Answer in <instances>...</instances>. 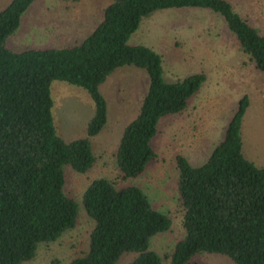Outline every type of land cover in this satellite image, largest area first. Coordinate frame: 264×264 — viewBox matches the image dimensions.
<instances>
[{
    "label": "trees",
    "instance_id": "trees-1",
    "mask_svg": "<svg viewBox=\"0 0 264 264\" xmlns=\"http://www.w3.org/2000/svg\"><path fill=\"white\" fill-rule=\"evenodd\" d=\"M34 1L10 0L0 10V264L32 259L39 242L54 241L75 226L77 203L64 192L63 165L82 173L93 167L91 139L106 124L108 113L100 84L125 65L144 69L148 87L114 151L116 179L95 178L82 194L94 224L88 248L66 264H115L127 251L137 252L129 264H199L194 256L201 251L225 254L236 264H264V166L242 151L246 94L204 163L175 156L184 236L170 252L159 255L149 249L151 236L169 229L170 217L156 210L139 187L121 184L158 158L151 141L160 119L182 113L206 80L198 71L166 81L161 55L142 43H128L141 19L169 7L208 8L223 17L260 71L264 34L227 0H111L101 21L81 41L13 50L7 38ZM53 80L82 87L92 99L85 136L65 141L56 132Z\"/></svg>",
    "mask_w": 264,
    "mask_h": 264
},
{
    "label": "rangeland",
    "instance_id": "rangeland-1",
    "mask_svg": "<svg viewBox=\"0 0 264 264\" xmlns=\"http://www.w3.org/2000/svg\"><path fill=\"white\" fill-rule=\"evenodd\" d=\"M9 1L0 0V10ZM110 1L35 0L23 14L18 30L7 38V45L13 50H21L72 44L71 40L65 41V36L64 39L57 37L72 26L61 21L59 25L54 24L55 28L59 26L56 31L48 19L57 16L62 20L71 16L82 20L88 8L93 9L98 18ZM227 1L264 34V0ZM83 37L77 34L74 40L79 42ZM128 43H142L158 52L166 81L198 71L206 75L205 82L190 97L182 113L160 119L158 132L151 141L158 158L149 161L139 176L121 183L139 187L156 210L170 217L169 229L155 233L149 241V249L163 255L184 236L175 156L184 155L194 165L204 163L214 146L223 139L225 127L244 94L248 96L249 104L241 123L242 151L247 159L264 166V71L254 68L223 17L208 8L155 10L141 19ZM147 87L145 70L132 65L116 68L100 84L108 113L106 124L91 139L95 163L85 173L63 165L64 192L77 203L76 224L54 241L39 242L35 256L21 264H66L88 248V235L94 220L82 205V194L95 178L116 179L118 169L114 151L125 124L137 113ZM50 93L56 132L65 141L85 136L86 124L94 111L86 90L53 80ZM136 255L135 251L124 252L115 264H129ZM194 259L199 264H236L225 254L206 251L198 252ZM162 263L167 264V260Z\"/></svg>",
    "mask_w": 264,
    "mask_h": 264
},
{
    "label": "crops",
    "instance_id": "crops-1",
    "mask_svg": "<svg viewBox=\"0 0 264 264\" xmlns=\"http://www.w3.org/2000/svg\"><path fill=\"white\" fill-rule=\"evenodd\" d=\"M102 13L103 12L101 11V15H100L101 17H102ZM97 15L94 13L93 9L91 10L90 8H88L83 13L84 18L82 20L80 18L75 19V17H71V16L61 20V18H58L56 16V17H51L50 19H48V22L52 25L53 29L56 31L59 29V26H57L58 28H55L56 26H54V24L59 25L61 23V21H63L66 26H72L71 27L72 29L64 32V34L62 36H60L61 34H58V35L55 34V35H57L58 38L60 37V39H64V36H65V39H66L65 41L71 40L72 42L75 43L76 41L74 40V38L77 36V34L78 35L82 34V35L86 36L101 21V20L98 21L100 16L97 18ZM78 16H80V15H78ZM67 28L68 27H65V29H67ZM74 43H72V44H74ZM68 44L72 45L71 43H68Z\"/></svg>",
    "mask_w": 264,
    "mask_h": 264
}]
</instances>
